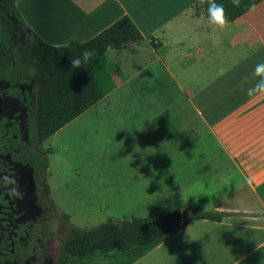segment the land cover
I'll use <instances>...</instances> for the list:
<instances>
[{"label":"crops","instance_id":"0c3cea01","mask_svg":"<svg viewBox=\"0 0 264 264\" xmlns=\"http://www.w3.org/2000/svg\"><path fill=\"white\" fill-rule=\"evenodd\" d=\"M198 3L16 1L30 29L52 45L87 41L125 14L144 36L162 43L155 49L145 39L110 48L107 62L110 67L115 62L122 72L113 70L117 88L70 123L88 116L92 132H106L127 151L142 153L123 159L120 177L105 175L106 189L80 199V207L109 219L186 209L246 213L221 221L193 220L132 264H240L264 246V97L246 94L258 79L255 66L264 63V0L254 11L230 20L231 30L220 33L219 46L209 39L212 28L205 11L196 9ZM164 72L174 87V100L164 109L160 100L153 110L147 109L145 96L135 95L132 87L159 83ZM96 107L106 108L100 125L94 124ZM164 111L181 134L177 143L155 121ZM74 129L58 136L59 149L50 145L48 183L62 214L79 226L67 201L76 187L91 191L85 190L88 162L69 165L60 152L63 141L78 134L79 128ZM249 176L254 183L246 182ZM118 184L120 188L110 192Z\"/></svg>","mask_w":264,"mask_h":264},{"label":"trees","instance_id":"16d2710c","mask_svg":"<svg viewBox=\"0 0 264 264\" xmlns=\"http://www.w3.org/2000/svg\"><path fill=\"white\" fill-rule=\"evenodd\" d=\"M16 1L0 0L2 75L14 78L17 72H28L23 64L35 65L32 76L39 81L40 86L33 125L42 142L117 88L118 79L107 62L110 48L145 39L155 49L162 45L153 36H144L133 19L125 14L87 41L73 40L67 44L68 48L63 45L56 48L30 29ZM260 1L242 0L241 6L237 8L231 0H216L224 6L230 20L247 11L248 5H256ZM195 7L207 14L206 4L198 3ZM84 48L96 49L97 58L83 65V68L73 69L71 57L79 56ZM116 72L122 74L119 68ZM155 121L163 126L169 140L174 143L180 141L181 134L170 121L168 111L160 114ZM48 166L49 159H46L43 163V178L49 191V202L58 210L47 180ZM238 215L246 213L193 212L186 209L183 212L159 211L145 217L108 219L87 229L71 223L65 231L56 264H132L193 220L221 221L224 216ZM53 233L50 232V237ZM240 264H264V246Z\"/></svg>","mask_w":264,"mask_h":264},{"label":"flooded vegetation","instance_id":"af4514ba","mask_svg":"<svg viewBox=\"0 0 264 264\" xmlns=\"http://www.w3.org/2000/svg\"><path fill=\"white\" fill-rule=\"evenodd\" d=\"M23 66L28 72L3 77L0 54V264H56L61 211L48 199L49 152L33 125L40 84L35 65Z\"/></svg>","mask_w":264,"mask_h":264},{"label":"rangeland","instance_id":"374dc122","mask_svg":"<svg viewBox=\"0 0 264 264\" xmlns=\"http://www.w3.org/2000/svg\"><path fill=\"white\" fill-rule=\"evenodd\" d=\"M143 53H144L143 55L147 57V53L145 51H143ZM143 55L141 54V56ZM141 59H143V57H141L139 60ZM111 63H114L111 64L112 70L116 71L117 67L115 62L112 61ZM136 65L137 62H134L133 66L136 67ZM133 66H130V68H132ZM165 74L166 72L161 74V76L163 77L161 78V82L159 83L155 81L150 85L142 86L136 84L132 87L133 93L135 95H138L139 93L140 95L143 94L145 96L147 102V109L153 110L158 100H160L161 109H164L170 104L172 100H174L172 94L174 92V87L171 86L169 83H167ZM135 105H137V103H135ZM105 111H106L105 107L94 108L93 116L96 117L95 118L96 121H94L95 125L101 124L100 117L103 116L102 113H104ZM85 117L70 124L72 122L71 121L70 123L65 125L66 127L64 129L62 130L60 129L59 133L58 132L55 133L44 142V145L47 147L48 152H51L50 145L52 144H54L59 149L61 147L60 145L62 144V142L60 141L58 136L61 137L62 136L61 134L65 132L69 133L70 130L71 131L75 130L74 127L79 128L77 130L78 134L69 135L66 138V140L63 141L64 146L60 152H62L61 156L62 157L65 156L67 161H69V165H72L73 163H78L79 161L81 162L85 161L86 163L88 162L86 164L88 165L86 172L87 174L86 181L88 182L86 184L88 185V188H86L85 190H91V191L87 192L82 190L80 186L76 187L73 193L70 194L68 201L66 200L70 208L73 209L72 210L74 213L73 217H75L80 222V224H78L79 225L78 227L83 229L98 226L99 224L106 222L109 219V217L106 218L107 214L90 213L89 210L80 207L78 205L80 199L85 198V200H88L90 197L89 194L91 193L98 194L104 191L106 189L103 181L105 179L104 177L105 175H109V176L118 175V177H120L122 173L121 161L125 158L126 159L137 158L142 154V153L140 154V152L138 153L137 149H132L131 151L130 150L127 151L128 148H126L125 146L122 147L119 143L118 144L114 143V140L110 138L109 135L107 136L106 132H101V131L98 133L92 132L90 125H88L87 123L88 119L85 120ZM163 136H164V131H163ZM106 137L110 139L107 141ZM57 140H59V142ZM90 163L93 165H90ZM54 182H55V186L59 185L57 179ZM119 188H120V184L111 187L110 192H116L113 190ZM70 190H72L71 186H70ZM57 215H58L57 222L58 225H60L61 227V231L63 232L67 231L71 223L62 213L57 212ZM63 232L56 237L57 253H55L54 255L55 257L58 255V253H60L62 248V243L64 240V235L62 236V234H64Z\"/></svg>","mask_w":264,"mask_h":264},{"label":"clouds","instance_id":"9594fccd","mask_svg":"<svg viewBox=\"0 0 264 264\" xmlns=\"http://www.w3.org/2000/svg\"><path fill=\"white\" fill-rule=\"evenodd\" d=\"M242 0H231L234 7L239 8ZM201 5H207V23L212 28V33L209 36L212 44L219 46L221 43L220 33H227L231 30L232 22L230 21L227 12L222 4H218L216 0H199ZM250 11L255 10V5H248ZM203 19V18H202ZM56 48H60L61 45H54ZM64 48H68L67 44L63 45ZM97 58L96 49L84 48L81 54L77 57H71V64L73 69L83 68V65L88 64L91 60ZM221 74L222 71H221ZM253 75L257 77L255 84L249 87L246 94L250 98L264 97V63H258L255 66ZM246 182L249 184L254 183V178L246 177Z\"/></svg>","mask_w":264,"mask_h":264},{"label":"water","instance_id":"95a60500","mask_svg":"<svg viewBox=\"0 0 264 264\" xmlns=\"http://www.w3.org/2000/svg\"><path fill=\"white\" fill-rule=\"evenodd\" d=\"M186 216V215H185Z\"/></svg>","mask_w":264,"mask_h":264}]
</instances>
